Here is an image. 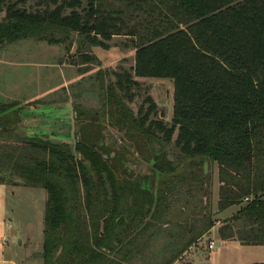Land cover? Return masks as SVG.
<instances>
[{"label": "trees", "instance_id": "trees-1", "mask_svg": "<svg viewBox=\"0 0 264 264\" xmlns=\"http://www.w3.org/2000/svg\"><path fill=\"white\" fill-rule=\"evenodd\" d=\"M26 2L0 0V49L28 39L59 44L53 36L60 31L108 49L106 42L125 34L136 49L134 76L174 85L170 126L152 119L151 99L137 116L126 107L119 93L133 100L132 88L140 87L134 76L117 74L103 99L109 125L124 132L122 144L151 165L152 175L128 170L126 157L105 144L101 110H78L72 147L44 133L22 135L38 116L28 111L35 103L0 101V138L19 142L3 149L0 170L47 192L44 264H133L160 234L179 185L195 184L207 198L205 163L219 184L216 211L238 207L220 237L264 245V0H48L43 10H29ZM129 16L140 22L131 26ZM175 134L187 175L151 146L170 143ZM192 219L180 226L190 239L161 264H173L216 225L206 215Z\"/></svg>", "mask_w": 264, "mask_h": 264}, {"label": "rangeland", "instance_id": "rangeland-1", "mask_svg": "<svg viewBox=\"0 0 264 264\" xmlns=\"http://www.w3.org/2000/svg\"><path fill=\"white\" fill-rule=\"evenodd\" d=\"M47 5L48 0H27L25 6L29 10H43ZM50 7L53 9L55 6ZM128 19L131 26L140 22V18L135 16H129ZM53 37L59 39L60 43L49 44L46 41L28 39L5 44L0 49V101H28L36 97V92L43 101L41 105L38 104V116L33 117L34 121H30L28 128L25 127L21 134L44 133L47 135L44 137L53 142H65L74 147L77 140L75 125L78 110H101L99 122L107 125L102 131L105 144L126 157L124 165L128 170L138 175H152L151 165L141 160L138 152L128 147L127 143L122 144L125 134L109 125V108L104 109L103 105V99L107 98V88L116 82L117 74L134 76L132 69L136 64V49L133 47V37L125 34L114 36L111 41L106 42L108 49L90 46L84 37L73 32L60 31L54 33ZM82 53H88L96 60L86 63ZM133 78L140 84V87L132 88L133 100L129 101L122 96L124 94L119 93L126 107L137 116L140 110L145 113L150 108L148 99H151L156 106V114L152 119L170 126L174 106L173 81ZM175 139L176 134L170 143L160 140L154 141L151 146L156 153L165 152L170 160L179 164L182 173L187 175L190 171L189 162L175 146ZM18 144L16 137L0 138V154L3 149L7 150L6 147ZM0 171L6 179L5 184H0V211L7 214L6 225H12L11 227L20 231L17 240L13 239L11 242L7 236L4 243L19 245L20 240H23L21 251L24 254L42 250L47 192L43 188L24 186L20 178L10 177L7 169ZM206 174L209 178L205 187L208 189L207 198L195 184L179 185L178 191L171 196V208L167 216L158 225L160 234L150 238L133 264H161L171 259L190 239L184 230V234L180 235V226L182 223L189 225L193 217L201 219L206 215L221 224L227 220V216L216 211L219 184L216 171L209 164ZM205 205L207 211H204Z\"/></svg>", "mask_w": 264, "mask_h": 264}, {"label": "crops", "instance_id": "crops-1", "mask_svg": "<svg viewBox=\"0 0 264 264\" xmlns=\"http://www.w3.org/2000/svg\"><path fill=\"white\" fill-rule=\"evenodd\" d=\"M28 101L13 100L10 102H18L22 104L35 103L28 107V111L36 110L39 112L38 104H42V97L38 96ZM6 102V103H10ZM238 207H231L222 212L226 219L232 218ZM221 214V215H222ZM7 214L0 211V264H44L42 253L43 247L40 251H32V253L24 254L21 251L23 247V240H20L19 245H13V239L19 238L20 232L17 228L7 226L5 218ZM221 223L216 225L196 243H194L183 255L177 259L173 264H263L264 263V245H243L236 240H224L219 235ZM10 238L11 242H5V238ZM214 236V237H209ZM207 237L209 239L204 241ZM27 246L29 242H27ZM211 243L214 247L210 248ZM35 260V261H33Z\"/></svg>", "mask_w": 264, "mask_h": 264}, {"label": "water", "instance_id": "water-1", "mask_svg": "<svg viewBox=\"0 0 264 264\" xmlns=\"http://www.w3.org/2000/svg\"><path fill=\"white\" fill-rule=\"evenodd\" d=\"M207 172V163L205 164V173Z\"/></svg>", "mask_w": 264, "mask_h": 264}, {"label": "built area", "instance_id": "built-area-1", "mask_svg": "<svg viewBox=\"0 0 264 264\" xmlns=\"http://www.w3.org/2000/svg\"><path fill=\"white\" fill-rule=\"evenodd\" d=\"M213 247H214V243H211L210 248H213Z\"/></svg>", "mask_w": 264, "mask_h": 264}]
</instances>
